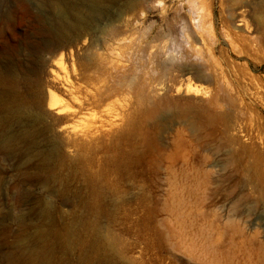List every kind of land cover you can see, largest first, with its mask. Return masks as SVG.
<instances>
[{"label":"rangeland","instance_id":"374dc122","mask_svg":"<svg viewBox=\"0 0 264 264\" xmlns=\"http://www.w3.org/2000/svg\"><path fill=\"white\" fill-rule=\"evenodd\" d=\"M69 1L84 4L82 13L104 31L86 32L59 50L49 45L48 30L59 17L49 0H0V57L10 56L11 47L23 62L36 54L59 74L72 76L73 63L85 62V51L98 54L108 70L106 80L115 87L106 107L120 114L132 103L133 113L132 132L109 148L102 175L132 171L133 186L121 189L123 200L101 176L86 171V183L70 180L68 168L58 167L57 160L42 171L33 164L24 169L21 155L0 150V264H24L5 256L30 230L20 228L18 219L40 201L51 208V228L71 231L70 250L57 253L65 264H86V230L79 229L75 217H137L129 230L101 221L115 249L135 264H255L257 247H264V203L256 207L252 199L256 188L264 196V161L257 179L244 186L251 157L243 149L264 148V108L236 85L223 62L231 55L217 53L226 77L236 83L229 93L223 84L213 87L196 79L193 71L203 65L205 47L186 35L179 0H165L166 12L153 0H124L129 2L124 7L118 4L123 0H110L97 15L86 1ZM119 12L120 18H112ZM249 65L250 91L258 86L264 93V53ZM196 84L206 88L186 90ZM20 91L26 93L23 85ZM211 98L218 101L207 106ZM68 126L80 128L76 121ZM88 182L100 192V214L89 213L80 202L92 196Z\"/></svg>","mask_w":264,"mask_h":264},{"label":"bare ground","instance_id":"6f19581e","mask_svg":"<svg viewBox=\"0 0 264 264\" xmlns=\"http://www.w3.org/2000/svg\"><path fill=\"white\" fill-rule=\"evenodd\" d=\"M49 1L59 13L57 20H54L55 27L48 30L51 38L49 45L56 49L60 50L65 45H70L86 32L104 31L103 26L95 24L89 15L82 13L81 8L84 4H75L69 0ZM84 1L88 11L96 15L103 7L108 6V2H111L110 0ZM153 2L154 6L166 12L165 0H153ZM179 2L186 12V22L184 20L187 27L186 35L192 38L195 44L197 42L196 45L202 42L205 47L203 54L200 55L204 58V62L201 63L203 65L196 68L194 63L192 64L195 67L193 73L196 74V79L202 83L212 84L213 87L223 84L229 93L232 91V86L237 83L236 85L244 89L252 100L264 108V93H261L260 87L254 84L259 90L254 88L255 91H250L251 85L248 86L246 83L248 80L249 83L254 80L250 78L251 73L246 70L250 67L247 66L264 53V0H179ZM118 4L124 7L128 6L129 2L123 0ZM120 16L119 12L112 18H120ZM84 41L82 44L85 43ZM8 52L10 56L0 57L2 62L0 64V150L21 155L23 159L21 167L24 169L33 164L42 171L57 160L60 163L58 167L68 168L70 180L81 178L86 183V171L94 176H101L102 181L110 185L109 188L111 187L115 193L120 191L119 198L124 200L121 189L125 186H133L131 181L133 172L114 171L111 178L109 175H102V171L109 148L120 144L132 132V103L126 104L125 110L122 113L120 111V114L106 107V101L115 92V87L114 83L109 84L106 80L108 70L105 63L100 62L98 54L92 52L87 55L85 51L83 58L85 62H75V65L73 63V75L68 76L50 68L48 62L39 55H31L33 59L23 62V58L15 57L11 47ZM217 53L222 56L223 53L231 55L227 57L224 54L227 58H223V62L229 67L228 72L233 76L235 84L226 77L228 73L223 69ZM6 54L8 55V53L4 55ZM68 54L71 56V51ZM62 56L63 51H60L59 57ZM239 59H246V62L241 61L245 64H239L236 61ZM22 85L26 93L20 91ZM205 88L201 84H196L188 85L186 90L198 93ZM217 101V98L208 99L207 106L209 103L216 104ZM238 101L239 99L236 103ZM89 112L91 114L86 116ZM71 121H76L80 128L71 130L68 126ZM64 152L67 153V158ZM243 152L251 157L250 177L242 182L247 186L259 175L257 170L264 161V148L261 150L244 148ZM122 172H126V176H123ZM88 184L89 188H92L93 198L85 195L80 202L89 213L100 214L102 213L98 204L100 192L93 189L91 182ZM253 192L255 195L252 200L255 206L259 207L264 203V196L257 188L253 189ZM30 216H33L32 219L24 218ZM50 216V206L42 201L32 207L26 216H20L19 227L30 230L15 245L16 250L5 256L6 260L17 259L24 264H54L53 256L70 248L71 231L62 233L51 228ZM102 219L129 230L135 225L137 217H75L77 226L82 227L79 229L86 230V264H135L132 259L127 260L126 254L115 249L113 241L108 238V228L101 222ZM247 238L249 240V237ZM257 248L258 252H255L258 256L255 264H264V247L262 245ZM82 254L84 250L80 253ZM82 256L84 259L85 255ZM64 262L63 258L56 261L57 264H65Z\"/></svg>","mask_w":264,"mask_h":264}]
</instances>
